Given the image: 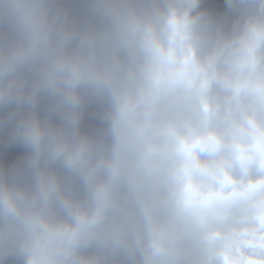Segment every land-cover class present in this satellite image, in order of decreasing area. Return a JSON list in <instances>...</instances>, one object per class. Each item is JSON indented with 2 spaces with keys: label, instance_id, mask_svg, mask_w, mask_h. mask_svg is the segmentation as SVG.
<instances>
[{
  "label": "clouds",
  "instance_id": "1",
  "mask_svg": "<svg viewBox=\"0 0 264 264\" xmlns=\"http://www.w3.org/2000/svg\"><path fill=\"white\" fill-rule=\"evenodd\" d=\"M0 264H264V0H0Z\"/></svg>",
  "mask_w": 264,
  "mask_h": 264
}]
</instances>
